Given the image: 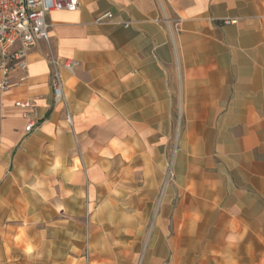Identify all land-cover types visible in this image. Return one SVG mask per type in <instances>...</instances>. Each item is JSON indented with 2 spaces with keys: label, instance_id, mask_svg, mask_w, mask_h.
Returning <instances> with one entry per match:
<instances>
[{
  "label": "crops",
  "instance_id": "0c3cea01",
  "mask_svg": "<svg viewBox=\"0 0 264 264\" xmlns=\"http://www.w3.org/2000/svg\"><path fill=\"white\" fill-rule=\"evenodd\" d=\"M47 22L0 93V264H82L85 214L94 242L100 192L115 202L116 157L132 172L163 156L181 121L171 264L182 236L188 264H264V0H79ZM49 54L76 62L59 66L61 102ZM28 99L39 119L25 132L15 102Z\"/></svg>",
  "mask_w": 264,
  "mask_h": 264
},
{
  "label": "rangeland",
  "instance_id": "374dc122",
  "mask_svg": "<svg viewBox=\"0 0 264 264\" xmlns=\"http://www.w3.org/2000/svg\"><path fill=\"white\" fill-rule=\"evenodd\" d=\"M183 130L182 121L174 124V138L164 140L163 156L136 158L130 167L132 172L130 169L125 171L123 164L129 156L116 157L112 177L116 180L115 202L106 203V188L100 192L95 205L100 207V216L94 221L98 230L94 242L91 241L87 213L84 216L83 248L79 254L84 264L89 260L96 262L93 264H171V212L177 206L180 211L187 210V201L182 203L186 189L179 188V185H186L183 180L187 173L182 156L176 155L178 133L182 136ZM179 226L182 227V221ZM161 231L163 235H160ZM180 243L179 261L188 264L187 236H182Z\"/></svg>",
  "mask_w": 264,
  "mask_h": 264
},
{
  "label": "built area",
  "instance_id": "2783aa9c",
  "mask_svg": "<svg viewBox=\"0 0 264 264\" xmlns=\"http://www.w3.org/2000/svg\"><path fill=\"white\" fill-rule=\"evenodd\" d=\"M79 0H0V69L3 77L0 80V93L10 89L8 73L11 69H26V55L38 40H48L47 16L53 11H75ZM111 12H104L95 18L96 23L112 19ZM180 19L175 22L178 30ZM222 24H235L236 19H222ZM128 23H124L127 26ZM52 67L51 87L56 101H63L62 82L59 66L72 70L76 62L65 59L61 62L52 54L47 56ZM15 105L23 110L26 120L25 132H30L39 119V111L32 100L16 101ZM69 123L70 117H67Z\"/></svg>",
  "mask_w": 264,
  "mask_h": 264
}]
</instances>
